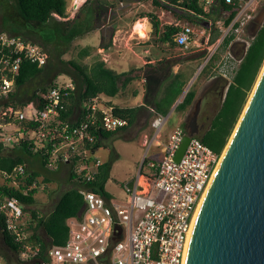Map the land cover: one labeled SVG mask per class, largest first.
<instances>
[{
	"label": "built area",
	"instance_id": "2783aa9c",
	"mask_svg": "<svg viewBox=\"0 0 264 264\" xmlns=\"http://www.w3.org/2000/svg\"><path fill=\"white\" fill-rule=\"evenodd\" d=\"M194 1L201 9L197 21L201 27L199 35L188 20L174 21L170 24L179 26V30L173 41L184 50L205 51L200 71L210 61L214 62V77L228 81L224 98L254 39L256 31L248 35L247 27L255 18L261 0ZM210 27L215 31L213 39L210 31L207 32ZM226 39L229 40L224 45ZM236 44L241 45L240 55L234 50ZM222 45L225 51L215 62ZM25 61L43 66L47 53L19 36L1 33L0 157L18 152L38 158L49 170L67 165L69 181L82 196L84 208L79 216L67 219L68 235L64 243L46 242L30 228L32 218L28 209L32 204L18 196L26 197L35 191L31 194L35 197L43 188L42 180L38 176L30 177L26 162L10 169L0 167V221L16 246L12 252L16 263L184 264L196 210L221 154L194 135L176 161L175 153L187 133L186 128L177 126L162 144L157 161L149 163L153 170L139 173L131 187L126 185L124 198L95 191L92 183L103 163L94 149L98 133L125 127L127 119L116 115L114 106L99 94L75 102L71 109L76 85L70 78H58L46 90L38 91L33 100L14 104L12 93ZM166 120L163 114L152 119L153 139L160 136ZM0 264H8L1 254Z\"/></svg>",
	"mask_w": 264,
	"mask_h": 264
},
{
	"label": "rangeland",
	"instance_id": "374dc122",
	"mask_svg": "<svg viewBox=\"0 0 264 264\" xmlns=\"http://www.w3.org/2000/svg\"><path fill=\"white\" fill-rule=\"evenodd\" d=\"M6 1V5L0 2V17L3 15L5 23L4 25L6 26L4 27V30H6V32H18L17 36H20L23 39H27L30 42L41 46L47 53V65H51L52 67V70L49 72V78H46L43 75L37 77L35 80L31 81V83L22 87L21 91L23 89L31 91L34 88L43 86L44 84L48 85L58 78H70L72 80L73 70L69 66V64L66 63L68 60H74L77 63L85 64L87 66L91 65L92 62L97 60L98 57L95 53H93L89 57H80L79 55V51L82 46L93 45L97 42V36L96 33H94L95 31L93 30L98 29V37L99 35L100 37L102 36V40H100V43H98V45L100 46L106 44L109 39H117L115 35H112V32L114 34L115 29L121 28L125 29L126 31H130L133 25L134 31L135 24L148 31L137 34L138 37L143 39L149 36L150 39H157V35H154L151 32L152 26L150 23V18L146 17L148 19V28L143 26L145 24V20L138 21L140 20V16L146 13L155 14L157 19L160 21L161 27L168 23V21L175 18V16L168 10L155 5L153 3V0H89V2L85 4V6H83L82 8H80L79 6L77 10V4L75 0H66V12L68 18L62 20L55 16V18L50 19L47 23L44 24L29 23L24 21L19 16L10 0ZM89 8H91L92 10H90ZM98 10L99 15L97 13ZM91 14H93V17L91 16ZM67 19L69 20L67 21ZM263 19L264 0H261L258 5L255 18L247 27V34L251 35L252 33H254L256 29L259 28ZM193 26L196 29L197 34L199 35V32L201 31L199 23ZM87 28L90 29L88 30ZM76 30L81 31L78 32ZM208 31H210L211 36L215 34V31L212 27H210L207 32ZM145 33L147 34L144 37ZM240 49L241 45L236 44L234 50L236 52H239ZM112 50L117 51L116 48H113ZM224 51L225 47H223L222 45L221 54H219V56L216 55V57L214 58L215 62H218L220 55H222ZM240 53L241 52H239L238 55H240ZM204 57L205 51L202 54L198 53V62L200 64H203ZM127 64L129 68L135 67L136 65H138L137 58L131 55L130 62H128ZM200 64L198 65L196 72ZM213 64L214 63H212L208 67L211 68ZM262 67L260 68V71ZM56 68L65 69L68 71L70 70L71 74L69 75L67 73H61L56 78L52 79L51 77L53 76V70H55ZM114 68H116L117 70L124 69L123 67L115 66ZM260 71L258 73V76L260 74ZM208 73L205 71H200V75H197L196 77H194V74V79L188 87V89L191 86L195 87L198 94L197 98H201L198 123L202 124L203 128L199 133L203 132L209 126L211 119L218 111L223 100V88L228 83V81L223 77L210 78ZM186 86L187 85H185V87ZM251 92L252 89L248 94V97L250 96ZM112 100L115 103H119L120 98L116 96L113 97ZM193 109L194 107L192 105L186 119L182 123L176 122V119L174 118L175 116L173 114V116H171V118L167 120L166 125L164 126L165 128L163 127V129L161 130L162 133L159 140L165 141L167 139V136L165 134L166 129L172 130V128L175 126L186 128V125L192 115ZM138 113L142 119L144 114L141 110ZM141 121L142 122L139 123L138 118H136L132 126L121 128L110 136L104 138L101 142V147L96 152V154L102 160L113 161L110 173L107 177V182L105 184V190L107 194L111 195L114 198H124V190L127 183L133 181L139 173H150L153 169L149 167V163L151 161H157V159L160 157L159 148L150 143L154 136V129H152L150 126L145 125L143 119ZM143 132L146 134L145 144H142ZM154 140L155 139H153V141ZM36 161L39 164V161ZM38 164H34V166L31 164V166L41 167L42 169H44L43 166ZM41 173L42 177H46L48 181L43 182V188L38 191L40 199L38 198L39 202L36 207L39 209L40 214L47 215V213L54 207L61 194L69 189L70 184L67 182L64 173H61L59 171L58 173H52L42 170ZM0 254L7 260L8 264H17L13 254L4 249L1 241Z\"/></svg>",
	"mask_w": 264,
	"mask_h": 264
},
{
	"label": "trees",
	"instance_id": "16d2710c",
	"mask_svg": "<svg viewBox=\"0 0 264 264\" xmlns=\"http://www.w3.org/2000/svg\"><path fill=\"white\" fill-rule=\"evenodd\" d=\"M13 7L19 14V16L26 22L29 23H47L50 19H53L55 15L61 18H67V2L66 0H10ZM89 2L85 0L84 4ZM153 3L159 7H162L175 16L178 20H188L191 23L198 21L200 17L201 9L197 6L194 0H182V3H177V0H169L168 3H161L158 0H153ZM177 6V7H175ZM178 6L180 8H178ZM183 9L191 10L186 12ZM99 15V10H98ZM140 20H145L143 26L148 27V19L152 26V34L157 35L160 42L168 43L174 46L173 37L179 30V26L173 24H165L161 27L160 21L153 13H146L140 16ZM68 21V19H67ZM65 21V22H67ZM4 17H0V34L6 32L4 30ZM149 28V27H148ZM10 35L17 36L18 32H6ZM20 37V36H19ZM22 38V37H21ZM214 37H212L213 39ZM23 39V38H22ZM27 40V39H25ZM229 39L225 40L226 45ZM29 41V40H27ZM89 47H83L79 51L80 57L89 55ZM264 62V19L260 24L259 28L254 34L250 46L248 47L246 54L244 55L235 75L229 82L227 89L224 94L222 103L211 119L209 126L197 136L201 141L211 148L217 154H221L225 147L231 132L237 123L239 116L243 111V107L246 105L248 94L262 67ZM73 70L72 80L76 85L74 95L71 97L72 106L79 103L83 99L93 97L98 94H104L109 97L115 96L121 89L125 88L126 85L133 79L130 75L131 71L116 72L114 69L108 67L106 63L101 60H95L91 65L77 63L74 60H68L66 62ZM164 66L158 68L157 71L152 74H146L145 81V92L143 97V104L136 107H125L121 108L118 106L114 107V113L120 117L127 119L128 127L133 122L136 113L142 109L155 104L158 110L165 112L167 108L174 102L176 94L181 89L183 82L175 88V93L166 95L167 101L153 103L154 96L159 88V85L163 80L168 77V62L161 61ZM52 70L51 65L47 63L43 66H38L36 63L29 61L23 62L19 76L16 80L15 90L12 93V100L14 104H24L30 100H33L37 96L38 91H44L52 83L43 85L38 88H34L31 91L22 89L25 85L31 83L37 77L44 76L49 78L50 71ZM53 76L56 78L61 73L71 74V71L65 69L56 68L53 70ZM173 83V82H172ZM171 89V88H170ZM171 93V92H170ZM196 90L195 87L191 86L185 93L181 102H179L175 109L185 110L192 105L195 98ZM249 98V97H248ZM122 127V128H125ZM119 130V129H118ZM112 132H100L98 138L94 143V149H98L101 144V139L106 138L113 134ZM16 151V150H15ZM25 155L15 152L13 155L0 157V167L10 169L12 166L25 161ZM113 161L107 160L102 163L99 167V174L92 183V188L95 191L107 194L105 192V183L109 175ZM38 173L32 171L30 177H36ZM48 180L45 178L44 182ZM35 192V191H33ZM33 192L31 194H33ZM17 192H10L11 195H17ZM21 196L18 195L23 201L33 204L35 199L32 195ZM84 208V201L82 196L75 189L66 190L61 194L53 210L46 216L39 215L37 210L28 209L31 214L30 228L33 229L34 233H37L38 229H42L44 233L49 237V241L54 244H62L65 242L68 235L67 219L73 216H79L82 209ZM0 241L4 249L9 252L16 251V246L12 241L11 236L5 230L3 223L0 221Z\"/></svg>",
	"mask_w": 264,
	"mask_h": 264
},
{
	"label": "water",
	"instance_id": "95a60500",
	"mask_svg": "<svg viewBox=\"0 0 264 264\" xmlns=\"http://www.w3.org/2000/svg\"><path fill=\"white\" fill-rule=\"evenodd\" d=\"M200 104L176 161L200 132ZM243 109L193 222L184 264H264V69Z\"/></svg>",
	"mask_w": 264,
	"mask_h": 264
},
{
	"label": "crops",
	"instance_id": "0c3cea01",
	"mask_svg": "<svg viewBox=\"0 0 264 264\" xmlns=\"http://www.w3.org/2000/svg\"><path fill=\"white\" fill-rule=\"evenodd\" d=\"M75 1L77 4L76 10L79 8V6H80V8L85 6V4H84L85 0H79V1L75 0ZM0 2L4 3L6 5L7 1L6 0H0ZM89 9L92 10L91 8H89ZM170 13H172V12H170ZM55 16L62 19V20L66 19V18H61L58 15H55ZM55 16H54V18H55ZM91 16L93 17V14H91ZM137 19H139V18H137ZM174 21L184 22L186 20H178V19L174 18V19L168 21V23H166V24H170L171 22H174ZM192 24L195 25V24H197V22L195 21ZM149 25H150V23H149ZM199 25H200V21H199ZM203 25L205 27H208V25L206 23ZM87 29L89 30L90 28H87ZM76 31H78V30H76ZM80 31L81 30H79L78 32H80ZM93 31H95L94 33H96L97 42L93 45L82 46V48L83 47H89V49H90L89 50L90 53L86 57H89L90 55L95 53L97 55L98 59L103 60L108 67L114 69L116 72L131 71L130 75L133 77V79L126 85L125 88L121 89L115 96H113V97L118 96L120 98L119 103L113 102V100H112L113 97H109V96H106L104 94H99V95L103 96L108 101L109 104L113 105L114 107L118 106L121 108L136 107V106L142 105L144 92H145L146 74L147 73L152 74L153 72L157 71L158 68H162L164 66V64H162L161 61L168 62V64H169V67L167 69L168 70V77L165 80H163L161 82V84L159 85V88H158V90L154 96L153 103L167 101L168 97H166V95L168 93H169V95H172L173 93H175L176 86L179 85L181 82H183V85H182L181 91L178 94H176L174 102L167 108V110L165 112L158 110V107H156L155 104H152L151 106H148L147 108L145 107V108L140 109L142 111V113L144 114L142 119L144 120L143 122L145 125L151 127V121L156 116V114H163V115L167 116V120L170 119L171 116H173V114H174V116H175L174 118L176 119V122L182 123L186 119L187 114H188L191 106L193 105V107H194L195 103L199 99L201 100L200 97L197 98L198 94H197V89L195 88L196 94H195V98H194L192 105L189 106L188 108H186L185 110L175 109V106L179 102L182 101L185 93L188 91V87L192 83L194 77H196L197 75L198 76L200 75V66L196 72V69H197L198 65L200 64L198 62V53H200V54L203 53V52H200V50H198V51L194 50V49L184 50V49L178 47L174 41H173L174 46H171L166 42L165 43L160 42V40L157 37H156L157 39H150V37L147 36L146 38L142 39V38L137 36V33H134L133 25H132V28L130 31H126L125 29H121V28L115 29L114 34L112 32V35H115V37H117V39H115V40L109 39L106 44H103L102 46H100V45H98V43H100V40H102L101 39L102 36L100 37V35H99V37H98V35H97L99 32L98 29L93 30ZM146 34L147 33H145L144 37L146 36ZM212 37H215V34L212 35ZM118 39H119V41H118ZM113 48H116L117 51H115V50L113 51L112 50ZM131 55L134 56L135 58H137V61H138V65H136L133 68L132 67L129 68L128 64H127L128 62H130V56ZM212 63H214V62L210 61L207 64V66L202 70V72H204V71L207 73L209 72L208 75L210 78H214L213 70H212L213 67H211V68L208 67ZM114 66L115 67H123L124 69L117 70L116 68H114ZM198 72H199V74H198ZM193 75H194V77H193ZM215 78H217V77H215ZM185 85H187V86L185 87ZM184 90H186L185 93H184ZM223 90H224V88H223ZM138 112L136 113V116H135L133 122L128 127H130L134 124L136 118H138L139 123L142 122L141 121L142 119L139 116ZM167 120H166V122H167ZM165 125H166V123L164 124V126ZM163 127H162V129H163ZM175 127H177V126H175ZM175 127H173L172 130ZM172 130L171 129L165 130V134L167 136V139H168L170 133L172 132ZM161 133L162 132H160V135H161ZM142 138H143L142 144H145L146 143V140H145L146 134L144 132L142 134ZM159 138H160V136L157 139H155L152 144L159 148V153H160V150L162 148V144H164L167 141V139L165 141H161V140H159ZM103 139H101V142ZM100 147H101V144H100ZM98 149L96 150V152L98 151ZM24 157L26 158L24 162L28 163V166H29L31 172L36 171L38 173L37 176L40 177V179L42 180V184L44 182V179L46 178V177H42V173H41L42 170L47 171V172H52V173H58V171H59L61 173H64L67 182L70 184L69 189H74V188H72V187H74L73 184L69 181V167L67 165H60L55 170H49V169L45 168V166L39 161L38 158L37 159L32 158V157H29L27 155ZM36 160L39 161V164L41 166H43L44 169H42L41 167H32L31 166V164L33 166H34V164H36V165L38 164V162ZM102 161L105 162L106 160H102ZM130 182H132V181H130ZM130 182H128V183H130ZM104 188H105V186H104ZM69 189H67V190H69ZM38 198L40 199L38 192H37L35 197H34L35 201L31 206H29V209H35V210H37L39 215H42V214H40L39 209L36 207L38 202H39ZM53 208L47 213V215L53 210ZM42 216H46V215H42ZM40 229L37 230L38 235L44 241L50 242L49 237L44 233V231L42 229H41V231H42L41 232Z\"/></svg>",
	"mask_w": 264,
	"mask_h": 264
},
{
	"label": "bare ground",
	"instance_id": "6f19581e",
	"mask_svg": "<svg viewBox=\"0 0 264 264\" xmlns=\"http://www.w3.org/2000/svg\"><path fill=\"white\" fill-rule=\"evenodd\" d=\"M142 32H148V31H147L146 29L140 27V26H137V24H135V25H134V33L139 34V33H142ZM263 69H264V65H263V67H262V69H261V71H260V74H259V76H258V78H257V80H256V82H255V84H254V87H255L257 81L259 80V77H260V75H261ZM254 87L252 88V91H253ZM251 94H252V92H251ZM251 94H250V96H251ZM250 96H249V98H250ZM249 98H248V100H249ZM248 100H247V102H248ZM247 102H246V103H247ZM245 106H246V105H245ZM244 108H245V107H244ZM243 110H244V109H243ZM242 112H243V111H242ZM241 114H242V113H241ZM240 116H241V115H240ZM227 145H228V144H227ZM227 145H226V147H227ZM226 147H225L224 150L222 151V155L220 156V160H219V162H218V164H217V166H216V169H217V167H218L219 164H220V161H221L222 156H223V154H224V152H225V150H226ZM216 169L214 170V174H215ZM214 174H213V176H214ZM210 183H211V182H210ZM207 189H208V188H207ZM207 189H206V191L204 192V195H203V197H202V200L200 201V203H199V205H198V208H197V210H196L195 217H196V215H197V213H198V211H199L200 205H201V203H202V201H203V199H204V196H205V194H206V192H207ZM194 220H195V219H194Z\"/></svg>",
	"mask_w": 264,
	"mask_h": 264
},
{
	"label": "flooded vegetation",
	"instance_id": "af4514ba",
	"mask_svg": "<svg viewBox=\"0 0 264 264\" xmlns=\"http://www.w3.org/2000/svg\"><path fill=\"white\" fill-rule=\"evenodd\" d=\"M202 128H203V126L201 125V126H200V131L202 130Z\"/></svg>",
	"mask_w": 264,
	"mask_h": 264
}]
</instances>
